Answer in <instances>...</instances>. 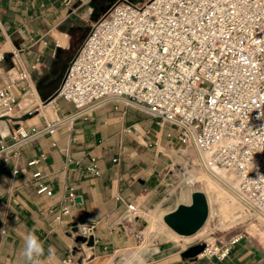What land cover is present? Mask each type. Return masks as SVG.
Here are the masks:
<instances>
[{
    "label": "crops",
    "instance_id": "obj_1",
    "mask_svg": "<svg viewBox=\"0 0 264 264\" xmlns=\"http://www.w3.org/2000/svg\"><path fill=\"white\" fill-rule=\"evenodd\" d=\"M113 2L0 0V89L11 84L15 98L12 119L7 121L0 109V213H7L6 223L0 219V264H23L22 236L30 230L46 249H55V259L42 264H63L68 257L73 264H133L136 252L144 264H233L232 251L221 260L184 259V247L164 253L165 246H142L136 221L121 220L126 204L156 201L157 176L170 166L162 149L182 146L177 126L159 124L117 100L79 116L73 115L71 103L58 97L37 107L54 97L69 61ZM14 51H19L17 58ZM36 60L37 67L31 69ZM21 69L29 72L32 89L19 79ZM58 119L61 123H54ZM49 124V130L38 132ZM132 124L139 132L123 135L122 128ZM92 159L100 171L97 176L86 170ZM195 170L193 164L187 166L186 183L194 182L189 173ZM40 185L51 194L37 192ZM64 207L68 213L57 219ZM78 237L91 238L93 244ZM262 254L245 248L235 264H264Z\"/></svg>",
    "mask_w": 264,
    "mask_h": 264
},
{
    "label": "built area",
    "instance_id": "obj_2",
    "mask_svg": "<svg viewBox=\"0 0 264 264\" xmlns=\"http://www.w3.org/2000/svg\"><path fill=\"white\" fill-rule=\"evenodd\" d=\"M19 79L32 89L29 72L21 69ZM10 87L0 89L7 121L15 107ZM56 97L74 106V116L117 100L177 126L181 148L162 153H180L179 166L193 164L192 154L205 173L230 176L235 198L264 220V0H119L90 28L54 97L37 107ZM137 132V124L121 130ZM86 170L100 173L94 159ZM37 192L51 194L42 185ZM138 208L126 204L121 220L138 219ZM67 213L62 208L57 219ZM229 249L205 244L197 257L221 260Z\"/></svg>",
    "mask_w": 264,
    "mask_h": 264
},
{
    "label": "rangeland",
    "instance_id": "obj_3",
    "mask_svg": "<svg viewBox=\"0 0 264 264\" xmlns=\"http://www.w3.org/2000/svg\"><path fill=\"white\" fill-rule=\"evenodd\" d=\"M117 1L119 0H114L113 4ZM128 1L142 2V0ZM94 6L96 7L97 4H94ZM106 10L107 8L102 10L103 14ZM179 154L171 153V155H168L170 166L157 176L156 183L159 185V194L156 201L145 206H139L138 215L140 217L130 220L132 222L136 221L139 244L142 246H165L167 249L164 253H175L183 247L197 243H205L212 247L230 246L227 256L232 251L229 258H231L233 264H235L237 253L245 248H254L264 252V220L251 215L228 189L226 190L221 183L207 172L205 173L197 165L195 156L192 154H190V158L196 170L191 171L189 175L193 173L195 180L192 183H186L183 178L186 175L187 166L178 165L182 162ZM216 172L217 177L225 175L227 179L230 178L222 172ZM223 183L227 185L228 182L224 181ZM191 190L202 191L206 196L209 208L206 223L197 233L188 236L191 241H185V237L181 236L177 239L161 240L158 237L161 232L160 227L147 216L155 217L163 223L161 220L162 215L172 210L178 203L188 202ZM238 236H242L241 239L229 245Z\"/></svg>",
    "mask_w": 264,
    "mask_h": 264
},
{
    "label": "water",
    "instance_id": "obj_4",
    "mask_svg": "<svg viewBox=\"0 0 264 264\" xmlns=\"http://www.w3.org/2000/svg\"><path fill=\"white\" fill-rule=\"evenodd\" d=\"M209 214L208 203L205 194L199 190H191L189 201L178 203L172 210L165 212L162 216L163 223L175 234L188 237L199 231L207 221ZM77 240L92 245L93 240H85L78 237ZM205 248L204 243L188 246L181 252L184 259L197 257Z\"/></svg>",
    "mask_w": 264,
    "mask_h": 264
},
{
    "label": "clouds",
    "instance_id": "obj_5",
    "mask_svg": "<svg viewBox=\"0 0 264 264\" xmlns=\"http://www.w3.org/2000/svg\"><path fill=\"white\" fill-rule=\"evenodd\" d=\"M6 216V212L0 213V219H3L4 223H6ZM22 242L19 255L22 258L23 264H42V261L45 259L48 261L55 259V249L51 246L46 249L35 231L30 230L24 233ZM133 256L135 257L133 264H144L143 258L138 252L133 253Z\"/></svg>",
    "mask_w": 264,
    "mask_h": 264
},
{
    "label": "bare ground",
    "instance_id": "obj_6",
    "mask_svg": "<svg viewBox=\"0 0 264 264\" xmlns=\"http://www.w3.org/2000/svg\"><path fill=\"white\" fill-rule=\"evenodd\" d=\"M217 172H209L208 174L210 175V176H212L214 179H216L219 183H221L223 186H224V188L227 190H229L230 191V193L232 192V190L229 188V182H230V179H231V177L230 178H228L227 179V177L224 175V176H219V177H217L216 174ZM228 182L227 183V185L226 184H224L223 182ZM190 194V193H189ZM231 194H233V192L231 193ZM234 195V194H233ZM145 216H147V215H145ZM163 216V215H162ZM149 219H151L153 222H155L159 227H160V229H161V232L159 233V235H158V237H160V239L161 240H169V239H177L178 237H180L179 235H177V234H175L173 231H171L164 223H161V222H159V220L158 219H156L155 217H149V216H147ZM150 220V221H151ZM161 220H162V217H161ZM151 221V222H152ZM163 222V221H162ZM198 232V231H197ZM196 232V233H197ZM194 235V234H193ZM192 236V235H191ZM182 237V236H181ZM185 241H191V238L190 237H185Z\"/></svg>",
    "mask_w": 264,
    "mask_h": 264
}]
</instances>
